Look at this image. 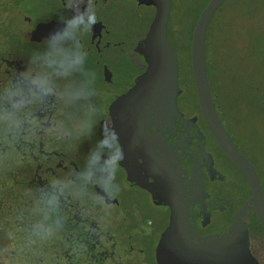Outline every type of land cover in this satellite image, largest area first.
<instances>
[{
  "label": "flooded vegetation",
  "instance_id": "flooded-vegetation-1",
  "mask_svg": "<svg viewBox=\"0 0 264 264\" xmlns=\"http://www.w3.org/2000/svg\"><path fill=\"white\" fill-rule=\"evenodd\" d=\"M30 1L0 0V99H5V93L12 94L20 105L11 109L4 103L17 114V126L35 142L31 155L40 165L37 177L41 188L62 208L94 210L93 220L83 215L86 221L79 222L86 224L82 232L88 229L92 234L86 240L95 249L94 258H101V264H157L154 246L167 223L169 207L154 203L149 190L136 182L143 179L144 183L155 184L159 175L182 189L191 234L213 237L222 232L249 195L250 186L207 127L191 73L183 81L177 71L175 112L140 108L139 115L130 120L128 104L116 102L146 65L137 42L146 30L153 6L149 4L152 12L136 35L132 23L120 19L125 16L109 14L115 0H49L45 5H40V0L31 5ZM223 1L209 20L215 19L214 13ZM89 8L97 16L91 30L87 14L79 21L72 20ZM54 34L56 39L52 40ZM78 56L84 57L82 68L76 63ZM206 75L214 109L234 145L252 163L264 196L261 167L223 121L217 104L218 85L207 68ZM93 87L96 95L85 99ZM187 89L193 94L189 106L182 99ZM112 128L123 157L114 185L121 189L117 196L103 185L100 169L88 163L89 150ZM125 166L132 180L127 179ZM128 191H139L146 200L141 203ZM149 207L159 208L161 216L152 215L145 209ZM255 218L250 208L248 239ZM105 229L112 235H103ZM86 240L80 237L81 242ZM150 241L151 252H147L141 244L149 245ZM112 243L118 245V252L108 262Z\"/></svg>",
  "mask_w": 264,
  "mask_h": 264
},
{
  "label": "water",
  "instance_id": "water-1",
  "mask_svg": "<svg viewBox=\"0 0 264 264\" xmlns=\"http://www.w3.org/2000/svg\"><path fill=\"white\" fill-rule=\"evenodd\" d=\"M136 1L151 4L154 9L143 36L137 42V50L146 65L133 84L116 98L117 103L124 101L128 104L130 120L139 115L140 108L152 107L158 113L177 111L175 95L178 92L177 57L166 35L171 0ZM221 1L206 0L195 18L189 39V67L204 121L220 147L244 174L250 193L222 232L213 237H200L191 234L182 189L174 183H166L161 175L155 184L144 183L143 179L136 182L149 190L154 203H166L169 207L167 223L154 246L157 264H260L249 250L247 224L251 208L264 230V196L252 163L238 150L223 127L207 82L205 33L210 15ZM125 168L127 179L132 180L128 167Z\"/></svg>",
  "mask_w": 264,
  "mask_h": 264
},
{
  "label": "rangeland",
  "instance_id": "rangeland-1",
  "mask_svg": "<svg viewBox=\"0 0 264 264\" xmlns=\"http://www.w3.org/2000/svg\"><path fill=\"white\" fill-rule=\"evenodd\" d=\"M48 1L40 0V5H45ZM36 2L37 0H31L29 3L35 5ZM202 3L203 0H171L168 22L177 30L170 40L178 50L179 77L182 75L185 78L189 77V45L187 51L189 29L193 20L195 21L194 13L200 10ZM242 11L243 15H241ZM151 12L152 8L149 4H138L135 0H115L109 7L111 16H118L121 13L125 16L120 18L122 21L132 23L136 35H139L145 27ZM214 16L213 28L206 39L205 49L208 71L211 72L219 88L217 104L231 134L264 171V0H224ZM250 19L253 20L249 21ZM2 75L0 69V77ZM192 96V91L185 90L182 99L187 106L191 104ZM262 176L264 177V173ZM116 177L115 175L111 183L103 181V185L113 190ZM129 193L141 203L142 200H146L139 191ZM145 209L155 217L161 216L159 208ZM93 211L81 210L80 214L88 215L93 220L95 216ZM107 232L109 231L105 229L102 234L112 235ZM106 244H109L108 241ZM117 246L116 243L109 245L108 250L111 255L107 257L108 262H112L114 255L117 254ZM141 246L147 252H151V241L149 245L141 244ZM249 250L260 264H264V233L259 227L256 231H250ZM59 251L54 252L51 257L57 258ZM92 251L95 252V249ZM73 258L77 259V256ZM78 262H84V259L81 257ZM35 264H51L50 257L44 261H36Z\"/></svg>",
  "mask_w": 264,
  "mask_h": 264
},
{
  "label": "trees",
  "instance_id": "trees-1",
  "mask_svg": "<svg viewBox=\"0 0 264 264\" xmlns=\"http://www.w3.org/2000/svg\"><path fill=\"white\" fill-rule=\"evenodd\" d=\"M198 11L194 13V19ZM214 20L211 17L207 24L204 49ZM193 22L189 29L187 51ZM175 30L167 20L169 39L175 35ZM170 41L176 49L173 41ZM204 53L205 67L209 70L206 49ZM180 78L183 81L186 79L184 75ZM0 108H5L4 104H0ZM16 117L17 114L11 121L0 123V264H35L48 257L51 264H101V259L94 258L92 243L86 240V237H92L91 232L88 233V229L82 232L86 224L79 222L86 219L80 214L81 211L62 208L39 185L37 174L40 165L31 155L35 142L17 126ZM261 172L264 173L262 169ZM255 222L252 231L259 227L264 233L256 218ZM81 236L86 241L81 242ZM58 251L59 255L57 258L54 256V260L51 255ZM81 257L84 262L80 263L78 260Z\"/></svg>",
  "mask_w": 264,
  "mask_h": 264
},
{
  "label": "clouds",
  "instance_id": "clouds-1",
  "mask_svg": "<svg viewBox=\"0 0 264 264\" xmlns=\"http://www.w3.org/2000/svg\"><path fill=\"white\" fill-rule=\"evenodd\" d=\"M89 8L86 12L73 21H79L85 14H87V20L89 25V30L97 22V16L95 12ZM66 35V34H65ZM55 34L52 40H55ZM86 55V54H85ZM76 63L83 67L84 57L78 56ZM70 74V73H69ZM94 83V82H93ZM43 91L47 92L50 89L43 88ZM96 95L95 88L93 87L85 96V99H91L92 96ZM6 103L11 109H18L20 105L17 103L15 95L5 93V99L0 101V104ZM15 113L10 111L8 107L0 108V123H7L11 121ZM92 125H89V130L91 131ZM115 129H109L104 132L101 138L96 142L95 147L89 150L88 153V163L90 167H98L103 174V179L107 183H111L115 179V175L119 172L121 166L122 155L120 153L119 138L113 135ZM120 186L116 185L111 191V195L117 196L120 192Z\"/></svg>",
  "mask_w": 264,
  "mask_h": 264
}]
</instances>
